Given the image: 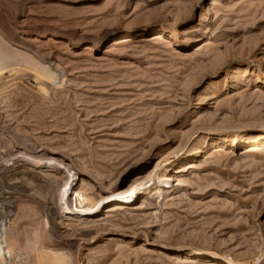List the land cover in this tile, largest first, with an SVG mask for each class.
<instances>
[{
    "label": "rangeland",
    "instance_id": "1",
    "mask_svg": "<svg viewBox=\"0 0 264 264\" xmlns=\"http://www.w3.org/2000/svg\"><path fill=\"white\" fill-rule=\"evenodd\" d=\"M0 12V164L39 161L34 144L62 168L0 176L22 234L69 264H264V0H0Z\"/></svg>",
    "mask_w": 264,
    "mask_h": 264
},
{
    "label": "bare ground",
    "instance_id": "2",
    "mask_svg": "<svg viewBox=\"0 0 264 264\" xmlns=\"http://www.w3.org/2000/svg\"><path fill=\"white\" fill-rule=\"evenodd\" d=\"M30 0H20V2L22 3V2H29ZM213 3H215V2H213ZM19 4V3H18ZM25 5V4H24ZM211 5V4H210ZM214 6L216 5V4H213ZM2 6V5H1ZM3 7V6H2ZM18 8V7H17ZM208 10V9H207ZM1 13V12H0ZM28 14V13H27ZM26 13H25V7H23V8H20V9H18V11H17V15H18V17H24L25 18V16L27 15ZM42 17V16H41ZM1 20V19H0ZM4 21V20H3ZM9 22V21H8ZM21 22V21H20ZM13 23V22H12ZM27 22H25V24H23L22 26H21V28H22V32H20L21 34L23 33L24 35H26V34H28L29 33V31H30V27L31 26H29V25H27L26 24ZM6 24V23H5ZM15 24H17V23H15ZM19 24V23H18ZM22 24V23H21ZM44 24V23H43ZM7 25V24H6ZM35 25H37V24H35ZM49 25V24H48ZM47 25V26H48ZM5 26V25H4ZM3 26V27H4ZM39 26V25H38ZM7 27V26H6ZM35 27V26H34ZM5 28V27H4ZM10 28V27H9ZM2 29V28H1ZM38 29V28H37ZM59 29V28H58ZM13 30V29H12ZM60 30V29H59ZM65 31V30H64ZM68 31V30H67ZM73 31V30H72ZM71 31V32H72ZM2 32V31H1ZM9 32V31H8ZM16 32V31H15ZM77 32V31H76ZM103 33V32H102ZM44 34V33H43ZM74 34V33H73ZM1 35H3V34H1ZM66 35V34H65ZM9 36H11V35H9ZM17 36V35H16ZM77 36V35H76ZM3 37H6V36H3ZM75 37V36H74ZM89 37H90V35H89ZM7 38V37H6ZM6 38H5V40H6ZM9 38V37H8ZM76 38V37H75ZM26 39V38H25ZM2 40H3V38H2ZM9 40V39H8ZM19 40V39H18ZM28 40V39H27ZM26 40V41H27ZM71 40V39H70ZM36 41V40H35ZM86 41V40H85ZM28 42V41H27ZM29 42H31V41H29ZM40 42V41H39ZM126 42V40H123V39H121V40H116V41H113L112 42V45H120V44H122V43H125ZM9 43H12L13 44V42H9ZM7 44V43H6ZM15 44V43H14ZM75 44V43H74ZM20 45V44H19ZM42 45V44H41ZM204 45H207V44H203V46ZM14 46V45H13ZM208 46V45H207ZM12 47V46H11ZM11 47H10V49H11ZM24 47V46H23ZM22 47V48H23ZM25 48V47H24ZM203 48V47H202ZM7 49V48H6ZM21 49V48H20ZM18 50V49H17ZM112 50V49H111ZM200 50V49H199ZM9 51H12V49L11 50H9ZM14 51H15V49H14ZM25 51V50H24ZM114 51H115V49H114ZM18 52H19V50H18ZM22 52V51H21ZM27 52H29V49H27ZM30 52H32V51H30ZM12 54L11 55H13L14 56V54H15V52H11ZM14 53V54H13ZM18 54V53H17ZM20 54V53H19ZM25 54V53H24ZM29 55V54H28ZM22 56V55H21ZM27 56V55H26ZM4 57V56H3ZM15 57V56H14ZM18 57H20V56H18ZM25 57V56H24ZM80 57V56H79ZM5 58V57H4ZM29 58V57H28ZM3 59V58H2ZM1 59V60H2ZM55 59V58H54ZM21 60H22V57H21ZM35 60V59H34ZM57 60V59H56ZM10 62H12V61H10ZM58 62V61H57ZM56 62V63H57ZM33 64V63H32ZM52 64V63H51ZM8 65V64H7ZM11 65H13V64H11ZM19 65V64H18ZM39 65V64H38ZM42 65V64H41ZM47 65V64H46ZM55 65V64H54ZM60 65V64H59ZM10 66V65H9ZM43 66V65H42ZM55 66H57V65H55ZM54 66V67H55ZM52 67V66H51ZM28 69V68H27ZM35 69V68H34ZM30 70V69H29ZM38 70V69H37ZM62 72V71H61ZM20 73V72H19ZM10 74H12V73H10ZM21 74V73H20ZM57 74V73H56ZM9 75V74H8ZM22 75V74H21ZM20 75V76H21ZM27 75V74H26ZM13 76V75H12ZM5 78V77H4ZM23 78H24V76H23ZM33 78V77H32ZM27 79V78H26ZM56 80V79H55ZM32 81V80H31ZM4 82H6V81H4ZM8 82V81H7ZM27 82V81H26ZM33 82L35 83V84H38L39 82H38V79H37V77H34V79H33ZM42 82V81H41ZM4 84V83H3ZM40 84V83H39ZM44 84V83H43ZM41 85V88L42 89H44V85ZM46 85V84H45ZM36 86V85H35ZM43 86V87H42ZM33 87V86H32ZM39 87V86H38ZM12 88V87H11ZM29 89V88H28ZM36 90H37V88H36ZM39 90H41V89H39ZM38 90V92H40ZM43 91V90H42ZM46 91V90H45ZM44 92V91H43ZM41 93V92H40ZM4 108V107H3ZM3 110V109H2ZM2 110H0V111H2ZM3 111H5V110H3ZM2 113V112H1ZM10 123V122H9ZM8 123V124H9ZM2 126V125H1ZM5 127V126H4ZM13 127V126H12ZM10 130V129H9ZM15 130V129H14ZM3 131V130H2ZM4 132V131H3ZM8 132V131H7ZM16 132V131H15ZM6 133V132H5ZM13 133H14V131H13ZM17 133V132H16ZM18 135V134H17ZM0 138H1V136H0ZM32 139V138H31ZM39 139V138H38ZM42 139V138H41ZM44 140V139H43ZM42 140V141H43ZM35 141V140H34ZM37 141V140H36ZM39 142H40V140H38ZM48 141V140H47ZM44 142H45V140H44ZM1 143V142H0ZM35 143V142H34ZM46 143V142H45ZM49 143V142H48ZM2 144V143H1ZM39 144V143H38ZM43 143L41 142V145H42ZM40 145V144H39ZM39 145H37V146H39ZM40 145V146H41ZM44 145H46V144H44ZM43 145V146H44ZM17 146H19V145H17L16 143H15V146L13 147V149L14 148H16ZM25 146V145H24ZM27 146V145H26ZM45 147V146H44ZM47 147V146H46ZM40 148V149H36V147H35V145L34 144H30L27 148L25 147L24 148V151L25 152H27V153H31V154H33L35 157H37V159L39 160V161H36L35 162V160H34V162H29L28 160H26L25 158L23 159V157L22 158H20L21 156H15V157H12V158H10V163L9 164H5L4 166H3V164L1 165L0 164V176L3 178L5 175H6V173H10V172H14V173H16V175H18V174H21V173H25L26 172V166H27V164L28 165H32L33 167H35L36 169H38L39 170V172H58L59 170H61L62 168H61V166H58V165H56L55 164V166H53L54 165V163L53 162H49V161H53V160H55V159H53L52 160V158H50L49 156L47 157L46 155H47V152H46V150H48V148ZM8 149V148H7ZM50 149V148H49ZM54 149V148H53ZM51 150V149H50ZM8 151V150H7ZM16 151V150H15ZM53 151V150H52ZM5 152V151H4ZM9 152V151H8ZM12 152H13V150H12ZM51 152V151H50ZM55 152H57V151H55ZM21 153V152H20ZM3 154V153H2ZM4 155H6V153L4 154ZM7 156V155H6ZM5 156V157H6ZM34 156H32V157H34ZM3 157V156H2ZM8 157V156H7ZM25 157V156H24ZM28 158V157H27ZM33 159H35V158H33ZM56 161V160H55ZM5 162V161H4ZM61 162V161H60ZM60 162H59V164H60ZM56 163V162H55ZM49 164H52V166L53 167H51ZM62 164V163H61ZM38 173V172H37ZM40 174V173H39ZM47 175V174H46ZM67 175V174H66ZM69 175V174H68ZM41 176H43L42 174H41ZM7 177V176H6ZM15 177V176H14ZM18 177V176H17ZM43 177H45V176H43ZM137 177V176H136ZM46 178V177H45ZM50 178V177H49ZM18 179V178H17ZM54 179V178H53ZM21 180V179H20ZM16 182V181H15ZM14 182V183H15ZM136 182V181H135ZM134 182V183H135ZM140 182V181H139ZM148 182V181H147ZM136 184V183H135ZM134 185V184H133ZM176 186H179L180 184H178V183H176L175 184ZM8 189H9V192H3L2 190H0V197H3V196H9V195H14V186H12V184L11 185H9V182H8ZM140 186V185H139ZM144 186V185H143ZM4 189V188H3ZM159 193V195L157 196V198H159V197H162V199H164V200H166V198H167V194L168 193H170V192H168V191H156V193L155 194H158ZM155 194H153L152 196H150V199H154V197H155ZM67 199V198H66ZM161 199V198H160ZM103 200V199H102ZM114 201H119L120 203H123V202H127V199H120V200H114ZM154 201V200H153ZM158 201H160V200H158ZM165 202V201H164ZM63 203H69V201H67V200H64L63 201ZM153 203H155V202H153ZM143 204H145V202L143 203ZM146 204H148V203H146ZM146 204H145V206H146ZM151 205H154V204H151ZM144 206V207H145ZM8 207H10V208H13L14 207V204H13V201H5V204H4V206L0 209V213H1V215H2V217L4 218V221L0 224V264H48L49 263V261H51L53 264H60V263H62V262H66V264H69V260H68V258H66L65 257V255L64 254H59V253H52L51 252V250H50V248L48 247V244H46V242H41L40 241V239L38 238V237H36V236H27V235H25V233H23L22 234V232L20 231V225L19 224H17V221L16 220H14L13 221V219L11 220V214L9 213V212H6L5 211V208H8ZM144 207H136V208H133V209H140V208H144ZM150 207V204H149V206H148V208ZM155 207H156V205H155ZM147 208V207H146ZM153 208V207H152ZM116 210H118V208H113V207H109V208H107L106 210H105V213H114ZM22 211V210H21ZM90 211V210H89ZM86 212V211H85ZM85 212H82V215H85V216H87V215H90V214H87V213H85ZM70 213H72V214H76V213H79L78 212V210H72ZM21 215V214H20ZM107 217V216H106ZM109 218H112L111 216H108L107 217V219H109ZM16 219V218H15ZM19 219V218H18ZM17 219V220H18ZM28 219V218H27ZM24 220V219H23ZM24 226V225H23ZM26 226V225H25ZM23 228V227H22ZM26 228V227H25ZM29 228H31V227H29ZM145 228V227H144ZM28 229V228H27ZM146 229V228H145ZM144 229V230H145ZM29 230V229H28ZM16 231H19L21 234L19 235V234H16ZM25 231H27V230H25ZM24 231V232H25ZM30 231V230H29ZM29 231H27V233H29ZM32 231H33V229H32ZM141 231V230H140ZM35 232V231H34ZM26 233V234H27ZM51 264V263H50Z\"/></svg>",
    "mask_w": 264,
    "mask_h": 264
}]
</instances>
